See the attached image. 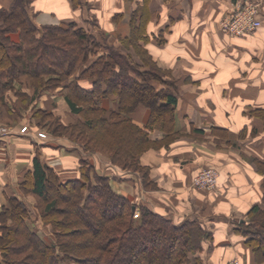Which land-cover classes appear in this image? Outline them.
I'll use <instances>...</instances> for the list:
<instances>
[{"label":"trees","instance_id":"obj_1","mask_svg":"<svg viewBox=\"0 0 264 264\" xmlns=\"http://www.w3.org/2000/svg\"><path fill=\"white\" fill-rule=\"evenodd\" d=\"M29 2L10 0L8 5L0 7V68H4L9 57L14 61L3 80L0 78V90L10 84V79L23 75L37 90L51 87L52 80H65L67 76L63 86L67 90L65 100L71 109L81 110L76 95L100 114V122L108 129L120 124L129 125L134 137L131 147H122L120 153L116 151L120 158H116V154L110 158L113 163L138 171L143 180L150 182L149 169L141 165L134 148L141 144L166 147L172 140L171 135L182 134L174 125L175 88H157L150 80L160 79L156 73L139 70L128 59H123L114 46L106 44L104 37L100 43L76 21L37 25L29 12ZM81 3V0H73L74 6ZM148 4L149 0L139 3L143 10L137 29H142V23L151 16ZM143 29L141 33L146 37ZM162 31L165 33L167 29ZM69 35L73 38L67 39ZM56 40L63 44H54ZM79 40H83L82 47ZM100 45L106 52L97 51ZM52 50L65 56L58 62L49 58L46 61L45 54ZM53 64L66 67L55 73ZM44 74L47 75L45 78ZM141 75L146 77L143 79ZM128 86L132 88L128 89ZM4 97L0 93L1 105ZM110 101L114 103L112 106ZM139 104L149 110L142 125L135 123L131 116ZM155 129L165 130L166 135L153 137ZM31 165L21 182L22 188L27 185L30 193L43 199L49 191L54 192L55 196L45 204L43 218L44 214L56 210L62 197L68 208L56 212L67 216L61 221L52 220L60 226L55 228L59 235L65 227L69 231L62 233L61 240L58 235L56 242H47L27 222L29 212L25 202L8 195L9 204L0 212L3 223L0 225V264H203L200 251L213 233L202 227L197 219H185L175 224L146 203L135 204L131 197L117 194L109 177L94 170L92 164L84 162L80 176H67L66 179L60 178L56 169L44 164L38 156L32 158ZM91 169L95 183L89 174ZM136 208L139 209L137 218L133 216ZM250 214L253 223L259 226H245L244 220L239 219L234 229L246 236L245 242L256 243L253 246L258 255L256 260L264 262V209L255 205ZM8 220L10 223H6ZM52 220L47 222L53 224ZM94 226H97L96 230L91 231ZM147 238L169 241L166 252L159 254L155 242L149 246Z\"/></svg>","mask_w":264,"mask_h":264},{"label":"rangeland","instance_id":"obj_2","mask_svg":"<svg viewBox=\"0 0 264 264\" xmlns=\"http://www.w3.org/2000/svg\"><path fill=\"white\" fill-rule=\"evenodd\" d=\"M101 1L102 0H97V2L94 3L92 0L91 3H93L92 5L95 9H91L90 11H85V13H82V15H86L87 17L86 19H82L83 22L80 24L83 26V28L91 32L93 37L100 43H102L101 39L104 37L106 44L114 46L115 49L120 52L123 59H128L129 63L131 62L134 64L139 70H148L152 74L156 73L160 79L155 80L151 78L150 80L155 83L157 88L165 89L168 86L174 90V88L176 89V86L180 88L186 84L185 81L187 80L185 74L188 70V66L186 64L188 63L189 59L184 56L174 57L175 60H173L172 63L166 62L164 59L166 55H168L169 59L171 60V55L176 54H170V51H166V47H168L166 40L167 36L162 31L163 28L160 29V27H162L160 26L162 24V19L160 18L159 11L152 12L151 16L145 20L146 22L142 23V29H137L136 26H140L141 24L140 18L143 10L142 5H139V3L143 0H109L108 10L105 11L103 7L102 10H100ZM151 1L164 3L165 0H149V4ZM259 1L260 7L258 16L261 21L260 26L252 32L235 36L254 35L257 34V32L261 29L262 17L260 16V13L262 9V0ZM81 2H83V0H81ZM84 4H82V8L90 7L88 2H84ZM227 13H225L219 20V26L221 29H223L222 21ZM42 25L45 24H41L39 26ZM143 28H145V34L147 35L146 37H143V34L141 33V30H144ZM13 33H15V36L17 37V33ZM228 36L234 37V35ZM71 37L73 38V36L69 35L67 39H70ZM163 38L165 41L162 40L161 42L160 40ZM79 42L80 46L82 47L83 40H79ZM60 43L63 44V41L56 40L54 42V44L57 45ZM96 49L99 52H106L105 47L102 45ZM250 51L252 52L250 53ZM250 51L239 53L237 50L238 55H257L255 57L251 56L250 72L253 74L258 73V75L253 77L252 83L253 85H258L260 87V85L264 83V80L261 81L260 79L261 75H259L260 70L264 69V49L261 50V46L258 43ZM193 53L196 54L195 52ZM185 54L187 55L189 52L186 51L182 55ZM178 55H181L180 52ZM62 56L65 55H62V53L58 50H52L51 52L45 54L44 59H46V61L48 58L54 59L56 62H58ZM11 58L12 57H9L7 59L6 65L3 66L4 68H0V78H2V80L13 65L14 61H12ZM41 64H44L43 61ZM248 64L249 63L246 62L245 66ZM53 65H55L54 67L52 66L55 73H59L62 71V68L64 69V67H66V65L62 66L60 64ZM232 71L229 73L230 75L228 74L225 76L229 80L237 79L238 81L240 79H244V77L247 75H243V77L237 75V73L236 76ZM145 74L150 75L149 73ZM46 76V74L43 75L44 78ZM145 77L146 76H142L143 79ZM27 79L28 77L25 75L10 79V86L7 85L6 88L2 89V91L0 90V93L5 96L4 102H2L3 105L0 103V106H3V110L0 109V150H3L1 155L4 156L5 154L6 157H10L11 163L17 160L22 164V166H20V163L15 162L17 169L13 168L11 171L14 175V186L12 187H14L16 190L11 195L25 202L29 212L27 222L31 228L37 229L38 232L43 235L44 240L47 242L57 241L59 230H55V228H59L60 226H58L54 221H61V219L67 215L66 213L62 214L56 211H65L64 208H68V204L64 203V200H62V197H60L56 210H52L49 214H44L45 219L42 217L45 204L47 200H50L55 196L54 192H52V190L49 191L46 199H43L35 196L33 193H30L27 185L23 188L21 185L23 178H25L26 173L29 170L27 168L32 162V158L34 156H38L44 164L56 169L60 178L62 179H66L67 176H80L81 168L84 162L92 164L94 170H96L98 173L103 172L109 177V183L112 185L114 191H116L117 194H124V192L120 191V188H117V182L121 180L120 171L137 172L140 179L139 189H137L134 185H131L130 182H122V190L128 192L131 191V193L137 191L138 193L141 192V194H139L142 196L141 198L145 197L147 199H151L150 194H152L154 191H166V189L157 187V184L150 179L151 166L144 160L156 159L157 151L168 148L172 143H180L181 141H184V136L186 137L191 132H187L186 130L182 132V134L173 136L171 135L172 140L166 147H160V144H141L138 148H136L137 146L134 148L135 151L138 152L137 158L139 159L141 165L149 169L148 175L150 182H146L143 180L141 173L134 169L125 168L122 167V165L113 163L110 158L111 155L116 154V151H119L120 153V149H122V147H131L134 137L130 132L129 125L127 126V124H120L108 129L100 122V119L98 118L100 114L96 113V111H93L90 108L88 102L82 100L76 95L75 99L77 106L80 107L81 110L76 112L71 109L65 100V92H67V90H65V87L63 86L64 83L67 82V76H65V80H52L50 85L53 86L51 87H40L38 90L33 88ZM165 80L167 81L166 83ZM168 82L169 85H166ZM129 88L131 89L132 87L128 86V89ZM257 90L258 91L254 92V95H258V97H260V90ZM253 100H256V98ZM110 104V106H112L114 103L111 102ZM208 110H210L212 114L214 113L215 115H218V113L223 112L224 109L212 106L209 107ZM232 110L235 112L229 117L226 116V119L223 117L220 119V116L217 118L221 120L222 123H227V126H230L232 129H234L235 134L229 133L231 131L229 127H226L228 130H230L228 132L227 129H224L222 126H217L216 124L210 127L204 126L206 129L203 131V135H201L200 138L203 140L205 145H209L214 149L217 147L216 143H224L222 146L223 149H225L228 153L235 155L236 158L239 157L242 161L251 164L254 167V169L261 176L262 186H254L253 189L250 190L249 199L251 202L248 204H237L238 209H221L213 202L212 204L207 202L196 203L194 205V209L199 212L201 218L197 217L194 219H197L202 227L211 231L213 226L210 227L208 224L209 219L214 220L218 218H224L226 221L231 220L234 225L237 224V220L239 218H242V220H244L243 224L245 226L256 228L259 225L257 223L254 224L251 220V209L255 205H258L261 209H264V166H260L259 160L257 161L255 156L249 153L250 151L253 152L254 148L249 146H247V148L243 147L245 139L251 140L253 138L264 136V106L255 107L253 104H251L247 107H243V109L237 108ZM246 116H252L254 119L258 118L259 120L257 119L256 122L253 121L252 123H244L243 125L246 127L242 129L243 126H240V128L237 130V126L241 124L240 122H242ZM234 121H237V123H234ZM23 127L26 128L25 131H22ZM169 127L166 129H169ZM165 133L166 131L163 129H155L152 132V136L160 137L166 135ZM42 134H44L45 137H42ZM18 135H29L32 138L29 139L30 141L27 140L28 142H26L25 148H23V151L27 153L26 159L18 151V147L14 144V139H20L23 137ZM43 143L47 144L43 145ZM248 143L246 145H248ZM115 157L120 158L118 153L115 155ZM27 161H29V164ZM31 167L32 165L30 166V169ZM205 167H214L218 170L217 167L211 165ZM93 169H91L92 171H90L89 174L93 183H95V180H93ZM197 171L190 177V183L193 187L195 186L192 183V178L197 173ZM217 186L218 179L217 184L212 189L201 187L195 188L199 189L201 192L203 191L205 196H207V192H213L214 190L216 191L218 188ZM168 192L169 193L167 195L170 198L172 197L171 200L173 204L179 205L180 197L177 195L176 189L171 188L168 190ZM132 201L137 205L143 203L141 199H132ZM169 203L171 204V202ZM8 204L9 202L7 198L0 202V212L4 206ZM171 208L176 209L173 205ZM189 210L185 212H188ZM138 213L139 209L136 208L133 216L137 218ZM228 214L230 215L228 216ZM226 215L228 217H226ZM48 219H53L54 221H52L54 222V225L47 222ZM6 223H10V220L6 221ZM1 224L3 223L0 221V225ZM96 228L97 226H94L91 231L93 229L96 230ZM260 228L262 229V227ZM233 230L235 231L233 232V236H231V243L227 244L226 246H224L223 243L227 242V240L218 241L217 238H214V235L207 239L208 243L206 242L207 244H205L203 246V250L200 251V256L203 258V264H264V262H258L256 260V258H258V255L254 250V245H256V243L254 244V242H245L246 236L240 230ZM67 231H69V228L65 227V230H62V233L66 234ZM62 233L59 235L60 240L62 237H64V234ZM192 235L194 237V234ZM147 240V244L149 246L153 245L152 242H155L154 246L159 254L166 252L169 241H165V239L162 238H157L154 241H150V239L147 238ZM19 264L23 263L19 262Z\"/></svg>","mask_w":264,"mask_h":264},{"label":"crops","instance_id":"obj_3","mask_svg":"<svg viewBox=\"0 0 264 264\" xmlns=\"http://www.w3.org/2000/svg\"><path fill=\"white\" fill-rule=\"evenodd\" d=\"M91 1L83 0L81 4L73 6L72 0H30L29 12L37 25L58 24L65 21H76L82 24V19L87 18L82 13L95 9ZM93 1L94 3L97 2V0ZM236 1L165 0L164 3L151 1L149 4L151 12L159 11L160 13L162 19L160 29H167L165 32L168 45L166 51H170V54H176L171 55V60L166 55L165 61L172 63L175 60L174 57L179 56L189 59L186 64L188 66L185 74L186 84L180 88L176 86L175 89L177 101L174 106V125L179 131L184 132L187 130L191 133L186 137L184 136V141L172 143L168 148L157 151L156 159L144 160L151 166L150 179L157 184V187L166 189V191H154L150 194L151 199H147L145 197L141 198L142 196L139 195L141 192L131 193V191L122 190V182H130L137 189L140 188L138 174L133 171H120L121 180L117 182V188H120V191L133 200L141 199L154 212L169 217L175 224L188 218H201L199 212L194 209V205L200 202L209 204L213 202L221 209H238L237 204L251 202L249 199L250 190L254 186H262L261 176L254 167L242 161L239 157L236 158L235 155L228 153L222 147L224 143H216L217 147L214 149L209 145H205L200 138L206 129L204 126L210 127L216 124L224 129L229 127L231 131L227 129L228 132L235 134L234 129L218 119L219 116L220 119L222 117L226 119V116L229 117L235 112L232 109H243V107L251 104L255 107L264 106V83L260 87L253 85V77L258 73L253 74L250 72L251 56L255 57L257 55H238V52L252 50L258 43L261 50L264 49V0H262L260 13L262 26L257 34L230 37L220 28L219 20L225 13L230 11ZM9 2L10 0H0L1 5H8ZM84 2H88L90 7L82 8ZM108 2L109 0H102L100 10H102V7L104 11L108 10ZM186 51L189 54L182 55ZM179 52L181 55H178ZM246 62L249 64L245 66ZM231 71L234 75L237 73L240 76L247 75L243 76L244 79L238 81L237 79L229 80L225 76ZM259 75H261L260 79L263 81L264 69L260 70ZM257 89L260 90V97L254 95V92L258 91ZM255 98L256 100H253ZM212 106L224 110L215 115L208 110ZM146 115H148V109L141 104L136 106L131 114L133 120L139 125L145 122ZM257 119L246 116L240 122L241 124L237 126V130L240 126H243L242 129L245 128L244 123L256 122ZM234 123H237V121H234ZM18 136L23 137L14 139V144L26 159L27 153L23 151V148H25L27 140L32 138L29 135ZM247 143L248 145H246ZM46 144L43 143V145ZM247 146L254 148L253 152L250 151L249 153L254 155L257 161L259 160L260 166H264V136L251 140L245 139L243 147L247 148ZM2 151L0 150V202L16 191L12 187L14 186V175L11 171L13 168L17 169L15 162L20 163L17 160L11 163L10 157H6L4 153V156L1 155ZM27 162L29 164V161ZM208 165L215 166L219 170L218 188L216 191L207 192L208 195L205 196L203 191L201 192L191 185L190 177L197 170ZM20 166H22L21 163ZM30 166L31 163L27 169H30ZM168 188L176 189L177 195L180 197L179 205L173 204L172 197L170 198L167 195L169 193ZM172 205L176 209L171 208ZM187 210L189 211L185 212ZM228 216L226 215V217ZM208 224L210 227L213 226L214 238H217L218 241L227 240L223 243L224 246L231 243V236L235 231L233 230L235 225L231 220L226 221L224 218L209 219Z\"/></svg>","mask_w":264,"mask_h":264},{"label":"built area","instance_id":"obj_4","mask_svg":"<svg viewBox=\"0 0 264 264\" xmlns=\"http://www.w3.org/2000/svg\"><path fill=\"white\" fill-rule=\"evenodd\" d=\"M259 0H237L222 21V30L228 35H242L252 32L260 26ZM26 128H22L25 131ZM42 137H45L42 134ZM218 170L214 167H202L192 178L195 187L212 189L217 184Z\"/></svg>","mask_w":264,"mask_h":264}]
</instances>
